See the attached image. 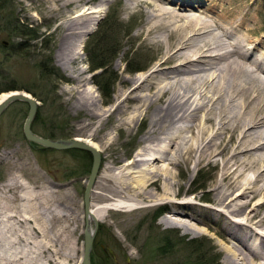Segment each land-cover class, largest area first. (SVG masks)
<instances>
[{"label":"rangeland","instance_id":"obj_1","mask_svg":"<svg viewBox=\"0 0 264 264\" xmlns=\"http://www.w3.org/2000/svg\"><path fill=\"white\" fill-rule=\"evenodd\" d=\"M152 1L178 11V6L159 0ZM180 1L188 4V8L182 10L188 16L203 17L200 15L202 6L214 9L215 17L220 18L227 16L228 12L235 13L233 10L242 4L246 12L245 22L250 23L249 27L253 29L240 32L249 39V43H245L250 48V53L254 51L264 58V0ZM13 2L21 21L35 29L39 38L31 41L35 47L31 48L30 55L25 50L22 56L13 55L6 62L4 69L7 77L4 76L1 81L4 85H13L16 90L27 91L39 102L37 117L33 122V129L37 134L56 139L94 141L100 145L103 155L100 173L105 175L112 166L116 171L123 162H129L137 155L141 147L139 139L147 128L146 119L136 121L130 103L125 104L123 101L124 113L112 116L117 102L124 99L120 96L127 88L123 81L136 79L141 74L146 76L157 67L155 64L164 54L161 47L167 41L166 35L159 39L157 36L150 38L141 33L146 22V9L143 7L141 11L131 0H109L107 5L101 0ZM84 12H90V19L96 18V23L92 22L90 26L92 30L86 37L81 56L77 55L71 63L65 64L64 70L55 59L61 26L65 27ZM213 29L218 32L215 27ZM44 42L50 47L46 49ZM89 44L92 52H89ZM107 51L110 53V61H107L109 73L101 78L102 82L114 80L109 96L102 93L100 84L97 83L102 71L93 70L89 55L103 58ZM44 62L46 64L43 68L41 65ZM52 67L55 72L58 71L60 78L51 75ZM1 68L3 70V66ZM152 80H145L144 89H140L138 93L147 94ZM85 100L94 104L91 120L88 119L86 110L75 108ZM28 110V105L17 102L11 104L0 116V264H6L13 258L10 254L15 250H12L15 237L11 233L14 219L7 217L17 202L19 208L27 203L28 200H21L19 194L25 196L28 188V191L36 188L37 194L33 196L35 199L32 198V202L40 220L42 212L48 214L57 201L60 203L68 195L72 197L75 213H69L66 217L73 222L69 234L75 247L69 261L70 264H81L86 225L83 199L92 158L84 159L78 153L75 154L76 158L68 150L46 148L27 140L23 129ZM52 132H55V137H52ZM195 136L196 134L194 138ZM236 141L233 139L230 143L234 144ZM222 170L221 158L211 162H190L174 168L175 177L171 179V185L174 184L175 200L194 201L190 211L201 219L197 223L201 232H185L181 227L168 225L165 216L174 208L170 203L145 201L141 204L146 205L135 209H109L100 213L103 218L98 222L91 255L92 264H200L199 258L208 264H242L230 258L228 245L223 240L226 237L223 231L224 220L211 219V214L206 211L209 206H215L214 194ZM254 175L255 170H249L241 180ZM8 184L11 188L7 187ZM157 191L161 193L160 190ZM258 200L259 197L252 199L248 208L255 206ZM185 218L190 220L189 216ZM65 226H68L67 221ZM61 227L57 223L54 230H49L48 226L47 229L54 232L53 239ZM56 241L57 248L67 252L68 245L61 244L57 238ZM28 249L33 251L35 247L29 245ZM170 249L172 252H168Z\"/></svg>","mask_w":264,"mask_h":264},{"label":"bare ground","instance_id":"obj_2","mask_svg":"<svg viewBox=\"0 0 264 264\" xmlns=\"http://www.w3.org/2000/svg\"><path fill=\"white\" fill-rule=\"evenodd\" d=\"M131 1L141 11L146 9L141 33L159 39L166 35L167 41L155 69L146 76L123 81L127 84L120 94L124 99L117 102L112 116L124 113L125 104L130 103L136 121L146 119L147 128L139 139L141 147L135 157L116 171L112 166L105 175H98L91 194L92 227L103 218L101 212L117 207L135 209L146 205L141 204L145 201H155L173 205L165 216L168 225L185 232H201L197 227L201 219L190 211L194 201H176L171 179L176 167L221 158L223 170L215 189V206L206 211L211 219L224 220L223 240L232 260L264 264V58L247 48L245 41L249 43V39L243 32L253 28L245 22L242 4L233 10L235 13L228 12L220 18L215 17L214 9L202 6L203 17L188 16L182 12L188 4L180 0H159L178 6V11L162 7L157 1ZM86 13L61 26L55 59L64 70L65 64L81 56L90 26L96 23V18L91 20L90 12ZM149 78L153 80L147 94L138 93ZM7 95L8 92L0 94V101ZM75 108L86 110L88 119H92V102L85 100ZM233 139L238 141L231 144ZM82 141L102 151L94 141ZM249 170H255L254 177L241 180ZM7 187L11 188L9 184ZM28 189L25 196L19 194L27 203L19 208L17 202L7 217L14 219L11 233L15 250L6 264H70L75 245L69 234L73 222L66 215L75 213L72 197L57 201L48 214L42 212L41 221L32 202L36 188ZM256 197L260 200L249 209ZM57 223L62 227L55 233L56 238L68 245L67 252L57 248L54 232L49 231ZM41 224L47 225L40 227ZM29 245L35 250L29 251Z\"/></svg>","mask_w":264,"mask_h":264},{"label":"trees","instance_id":"obj_3","mask_svg":"<svg viewBox=\"0 0 264 264\" xmlns=\"http://www.w3.org/2000/svg\"><path fill=\"white\" fill-rule=\"evenodd\" d=\"M38 38L39 35L37 31L21 21L19 14L16 12V6H14L13 0H0V93L16 89L14 88L13 85H4L3 82L1 81V79L4 76L7 77L5 75L7 71L4 69V66H7L6 62L10 60L13 55L22 56L25 50L27 51L26 54L30 55L32 52V51L30 52L31 48L35 47L31 43V41L37 40ZM41 44L43 45V42ZM44 45L46 49L50 47L49 45H47V42L46 43L44 42ZM89 47L90 44L88 46V49H90ZM91 49L89 50V52H92ZM89 55L93 70L101 69L102 71L100 73V79L97 80V83L100 84V89L102 93L104 92L105 96H109L110 86L114 80L111 79L110 82L108 81L102 82L103 79L101 77L106 76L109 73V70L107 69V65L109 62L107 61L108 60L110 61V53L107 51L106 56L105 57L102 56L103 58H100V56L93 57V55L90 53ZM45 64L46 62L42 63L41 67L44 68ZM48 64L49 63L47 62V66ZM1 66H3V70ZM51 69H52L51 75H55L54 77L60 78L58 71L55 72V68L53 67ZM100 82L103 84H101ZM55 135H56L55 132H52V137H55ZM68 152L73 153L74 155L78 153L79 154L78 156L82 155L84 159L92 158V155L89 152L83 150L70 149L68 150ZM74 157L77 158L76 155ZM170 241L171 240H169V243ZM169 243H167L166 246H168ZM168 252H172V249H170ZM203 261L205 260L199 258L200 264H208V263H204Z\"/></svg>","mask_w":264,"mask_h":264},{"label":"water","instance_id":"obj_4","mask_svg":"<svg viewBox=\"0 0 264 264\" xmlns=\"http://www.w3.org/2000/svg\"><path fill=\"white\" fill-rule=\"evenodd\" d=\"M13 92H8V95L0 101V116L5 112V110L15 102H24L29 106V111L24 122V135L29 141L40 144L46 148H52L56 150H69V149H81L91 153L92 155V165L90 176L84 191V213L86 217V225L84 230V252L82 256L81 264H92L91 255L94 247V239L97 233L99 224L94 222V227H92V222L90 219V204H91V194L93 186L97 180L100 173L103 156L99 149L94 146L78 139V138H47L36 134L32 129V123L37 116L39 102L34 98V96L27 91L12 90ZM111 254L114 255L113 251L110 250Z\"/></svg>","mask_w":264,"mask_h":264}]
</instances>
